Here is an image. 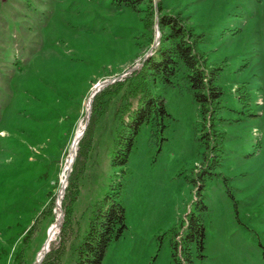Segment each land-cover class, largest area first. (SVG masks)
I'll return each mask as SVG.
<instances>
[{"label":"rangeland","instance_id":"1","mask_svg":"<svg viewBox=\"0 0 264 264\" xmlns=\"http://www.w3.org/2000/svg\"><path fill=\"white\" fill-rule=\"evenodd\" d=\"M159 17L196 37L220 70L222 99L203 120L182 83L153 87L165 127L141 128L122 171L110 164L117 98L99 100L98 114L87 103L96 84L111 81L95 96L141 68L159 44ZM117 181L126 228L101 264H264V0H150L137 10L0 0V264H36L61 214L48 251L73 264L93 204ZM193 223L203 230L199 252L186 243Z\"/></svg>","mask_w":264,"mask_h":264},{"label":"trees","instance_id":"2","mask_svg":"<svg viewBox=\"0 0 264 264\" xmlns=\"http://www.w3.org/2000/svg\"><path fill=\"white\" fill-rule=\"evenodd\" d=\"M111 1L116 6H126L132 10H137L141 5L150 2V0ZM158 25L161 30L159 44L143 62L141 68L104 89L92 100L95 112L96 108H99L97 105L105 96L108 97L111 93L113 98L114 96L117 98L113 113L117 127L110 164L120 167L122 171L141 128L149 125L152 129L155 128L152 132L160 133L165 127L163 122L167 111L164 100L160 94L152 91L153 87L158 85L174 87L182 83L199 105L203 120L207 117L209 120L213 119L222 99L223 92L218 84L220 70L207 65L205 58L196 49L197 40L192 32L173 17H159ZM87 132L88 136L89 131ZM84 146H80V155L83 158L86 157L87 150ZM76 172L77 168L74 166L64 198L68 203L75 199L74 176L78 175ZM121 190L120 181L110 184L103 197L93 204L86 230L72 249L73 264H101L110 243L123 233L126 225L125 210L119 199ZM68 209L66 205L62 230L70 213ZM190 226L192 231L186 243L189 244L194 239L199 252L202 248V227L196 223ZM173 248L177 249L176 243L173 244ZM58 253L51 248L40 264H58Z\"/></svg>","mask_w":264,"mask_h":264},{"label":"bare ground","instance_id":"3","mask_svg":"<svg viewBox=\"0 0 264 264\" xmlns=\"http://www.w3.org/2000/svg\"><path fill=\"white\" fill-rule=\"evenodd\" d=\"M90 98H91V96H90ZM89 101H90V99L88 100V103H89ZM88 103H87V105H88ZM81 132H82V127H79L77 130H76V132L74 133V138H73V142H72V146H71V152H70V157H69V159H68V161H67V165H66V167H65V172H64V174L62 175V177H64V175L66 174L67 175V171H69L70 170V163H71V159H72V157H73V155H74V152H75V148H76V145H77V143H78V140H79V138H80V136H81ZM73 160V159H72ZM66 164V163H65ZM63 173V172H62ZM62 211V210H61ZM61 217H62V214L60 215V216H58V218H57V220H56V222H54L51 226H50V228L48 229V241H47V243H46V246H49V243H51L50 241H51V239L53 238V236H54V234L56 233V231H57V229H58V226L61 224V222H60V220H61ZM39 258V257H38Z\"/></svg>","mask_w":264,"mask_h":264},{"label":"water","instance_id":"4","mask_svg":"<svg viewBox=\"0 0 264 264\" xmlns=\"http://www.w3.org/2000/svg\"><path fill=\"white\" fill-rule=\"evenodd\" d=\"M146 57V56H145ZM138 67H140V65H138L136 68H138ZM111 81L109 80H106V81H102L101 83H98V84H96L95 85V87H94V91L91 93V98H90V101H89V103H88V112H89V107H90V105H91V102H92V99H93V97L95 96V94L97 93V92H99L103 87H105L106 85H108L109 83H110ZM85 127H86V124L84 125V127H83V129H82V132H81V136H82V134H83V132H84V129H85ZM80 136V137H81ZM72 163V162H71ZM69 174V171H67V175ZM64 187V186H63ZM47 241H48V238L46 239V241H45V243H44V245H43V247H42V249H41V251H40V257L36 260V264H40L41 263V261H42V259L44 258V255L47 253V251H48V246H46V243H47Z\"/></svg>","mask_w":264,"mask_h":264}]
</instances>
